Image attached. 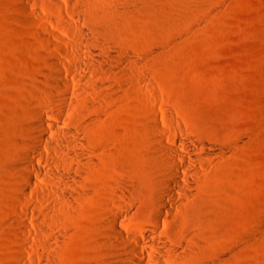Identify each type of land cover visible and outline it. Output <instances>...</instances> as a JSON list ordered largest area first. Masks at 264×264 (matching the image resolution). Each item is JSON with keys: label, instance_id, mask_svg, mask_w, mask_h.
I'll return each instance as SVG.
<instances>
[{"label": "rangeland", "instance_id": "rangeland-1", "mask_svg": "<svg viewBox=\"0 0 264 264\" xmlns=\"http://www.w3.org/2000/svg\"><path fill=\"white\" fill-rule=\"evenodd\" d=\"M52 72L68 91H54ZM62 97L97 113L61 110ZM37 111L94 148L77 185L35 159L36 181L72 192L70 207L25 193L21 154ZM155 136L201 172L189 197L166 203L184 263L264 264V0H0V264L113 261L112 215L128 208L119 222L131 235L156 210ZM203 145L224 153L200 167L191 157ZM185 146L198 147L188 158ZM119 182L135 188L128 201Z\"/></svg>", "mask_w": 264, "mask_h": 264}, {"label": "bare ground", "instance_id": "bare-ground-1", "mask_svg": "<svg viewBox=\"0 0 264 264\" xmlns=\"http://www.w3.org/2000/svg\"><path fill=\"white\" fill-rule=\"evenodd\" d=\"M110 58V55L106 56V59ZM58 63L63 65L62 62L58 61ZM81 65L83 64L79 62L78 71L81 70ZM53 73L55 72H52L51 76L54 78L49 79V83L51 81L54 91L57 93L68 91L65 84L56 83L60 75L58 73L54 75ZM74 90L75 92H79L81 88L79 85H76ZM57 103L60 105L61 110L79 107L82 114L97 113L91 109L87 101L82 106H78L75 101L62 97ZM61 110L56 116L59 122H63L60 116L62 114ZM96 116H99V114ZM32 120V123L27 128L29 141L25 148L26 151L24 152V149L21 154V163L25 172L23 181L31 188L26 190L25 193L39 198L40 191L43 193L46 191L52 197L58 198L65 207H70L68 196L72 197V192L70 193L67 189H61L59 186H51L52 189L47 190V187L43 188L36 181L33 174L42 175V171L36 166L35 159L38 158L46 164L51 159L55 171L58 172L52 171V176L55 181H58L64 187L70 184L77 185L83 177L84 171L92 165L93 160L96 158L94 156L95 153H93L94 148H91L87 142L80 138L77 129L71 127H67L66 130L61 129L55 122L47 121L42 111H37ZM157 120V116H154L152 126L158 132H163L160 130L161 125L158 124ZM88 125L92 126L93 124L88 122ZM174 138L176 136L171 138L173 139L172 141L177 142L178 138ZM156 139L162 149L161 151L155 149L156 152H154L160 164V170L156 173V176H158V203L156 210L152 217H150L148 224L134 229V233L131 235L126 233L124 227L119 222L122 216L127 214L128 208L122 206L123 214L114 213L112 215L109 224L110 238L105 240L108 255L113 257V261L109 264H165V262L169 264H188L184 263L186 256L183 254V251L188 246L182 242L175 243L172 234L164 227L167 224L165 217L173 214L166 203L172 202L175 206H178L179 204L176 202L177 195L184 198L189 197L190 188L199 186V180L196 178L201 172L187 163L186 157L180 153L178 148L174 145H168V140H165L162 136L161 138L155 136V141ZM194 147H184L188 152V158L194 153ZM209 151L217 153V155L224 153V149L203 145V157H191L192 161L197 163L198 166L204 167L205 158L210 156ZM181 181L185 185H182ZM116 189L124 201H128L135 192L134 187H128L123 182H119ZM173 220L175 221L173 223H176V220ZM24 229L27 233H31L28 227Z\"/></svg>", "mask_w": 264, "mask_h": 264}]
</instances>
